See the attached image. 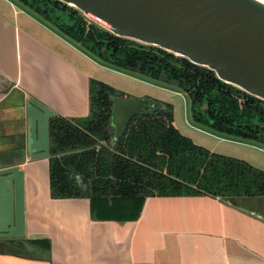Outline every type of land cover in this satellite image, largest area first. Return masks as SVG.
Returning a JSON list of instances; mask_svg holds the SVG:
<instances>
[{
	"label": "crops",
	"instance_id": "0c3cea01",
	"mask_svg": "<svg viewBox=\"0 0 264 264\" xmlns=\"http://www.w3.org/2000/svg\"><path fill=\"white\" fill-rule=\"evenodd\" d=\"M93 64L48 23L0 0V164L24 170L27 230L0 239V264H264V197L234 205L211 195L149 196L136 218L123 215L124 201L53 197L52 141L48 157L26 154V101L67 120L88 118Z\"/></svg>",
	"mask_w": 264,
	"mask_h": 264
},
{
	"label": "trees",
	"instance_id": "16d2710c",
	"mask_svg": "<svg viewBox=\"0 0 264 264\" xmlns=\"http://www.w3.org/2000/svg\"><path fill=\"white\" fill-rule=\"evenodd\" d=\"M12 1L56 27L105 66L145 70L151 58L162 61L153 52L144 54V44L109 33L59 0ZM64 16L70 19L63 21ZM159 50L193 68L186 91L196 124L264 145V101L222 82L207 68ZM153 73L158 77L161 71ZM116 95L125 96L93 79L88 118L50 119L53 197L88 195L93 204L124 201L123 215L131 218L139 216L141 203L149 196L211 195L234 205L240 198L264 197V170L195 144L174 124L169 104L152 99L158 106L134 116L114 140L110 119Z\"/></svg>",
	"mask_w": 264,
	"mask_h": 264
},
{
	"label": "water",
	"instance_id": "95a60500",
	"mask_svg": "<svg viewBox=\"0 0 264 264\" xmlns=\"http://www.w3.org/2000/svg\"><path fill=\"white\" fill-rule=\"evenodd\" d=\"M59 1L119 38L184 58L264 101V0ZM160 80L168 81L164 76ZM155 106L148 98L114 96L113 139H118L134 116ZM54 116L56 112L38 99H27L26 154L30 158L50 155ZM26 236L25 173L20 163L6 162L0 164V239Z\"/></svg>",
	"mask_w": 264,
	"mask_h": 264
},
{
	"label": "rangeland",
	"instance_id": "374dc122",
	"mask_svg": "<svg viewBox=\"0 0 264 264\" xmlns=\"http://www.w3.org/2000/svg\"><path fill=\"white\" fill-rule=\"evenodd\" d=\"M69 19V16H64L62 20L68 21ZM48 25L57 31L56 27ZM81 50L96 63H99L86 50L82 48ZM75 60L82 62L77 58ZM89 70L94 73L96 80L115 89L116 92L123 93L126 97L154 99L171 105L174 112V124L195 144L217 154L244 160L254 167L264 170V145L255 141L228 137L210 127L196 124L193 119L191 98L184 87L168 84L145 73L122 71L101 63L93 64V68L90 67ZM242 201L243 198H240L238 203H242ZM256 209L262 210L260 207H256Z\"/></svg>",
	"mask_w": 264,
	"mask_h": 264
},
{
	"label": "flooded vegetation",
	"instance_id": "af4514ba",
	"mask_svg": "<svg viewBox=\"0 0 264 264\" xmlns=\"http://www.w3.org/2000/svg\"><path fill=\"white\" fill-rule=\"evenodd\" d=\"M143 46H144L143 50H145L144 54L153 52L156 55H158L162 61L160 60L155 61L154 58H151L150 62L146 64V66L148 67L145 68V70H142L141 67H137V68H134V70H132L133 72L145 73L148 76L152 78H156L158 80H160L161 77L164 76L168 79V81H165L168 84H171L170 81L173 80V81L180 82V84L178 85L179 87H184L185 89L187 88L189 73L193 71V68L185 65L182 61H176L175 59L167 56L165 53H163L159 49L152 48L145 44ZM150 56L154 57V55L152 54ZM153 71H161V74L157 77V75L154 74ZM163 71L166 72L167 76L162 73ZM173 76H176V78Z\"/></svg>",
	"mask_w": 264,
	"mask_h": 264
}]
</instances>
